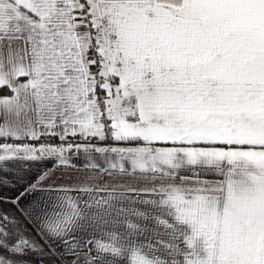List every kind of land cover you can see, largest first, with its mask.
I'll return each instance as SVG.
<instances>
[{
  "label": "snow or ice",
  "instance_id": "1",
  "mask_svg": "<svg viewBox=\"0 0 264 264\" xmlns=\"http://www.w3.org/2000/svg\"><path fill=\"white\" fill-rule=\"evenodd\" d=\"M0 264H264V0H0Z\"/></svg>",
  "mask_w": 264,
  "mask_h": 264
}]
</instances>
